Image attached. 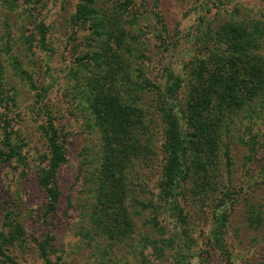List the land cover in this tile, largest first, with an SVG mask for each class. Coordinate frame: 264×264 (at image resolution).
Listing matches in <instances>:
<instances>
[{"label":"rangeland","instance_id":"obj_1","mask_svg":"<svg viewBox=\"0 0 264 264\" xmlns=\"http://www.w3.org/2000/svg\"><path fill=\"white\" fill-rule=\"evenodd\" d=\"M79 1L0 0V148L5 150L6 128L10 145L22 160L21 165L0 160V228L8 229L3 227L6 216L9 225L21 224L27 236L10 248L11 255L19 264H43L34 239L41 241L50 231L40 218L46 196L38 185L48 156L44 133L48 112L66 150V161L57 173L61 197L52 220V262L177 264L174 251L167 249L172 234L158 200L162 126L150 85L160 81L168 64L184 80L178 94L182 106L199 60L226 52V44L214 35L229 24L248 30L247 53L262 60L264 67V1L93 0L95 19L102 22L98 36L89 24L72 23ZM114 21L126 31L120 54L128 64L116 77L124 81L123 98L135 100L150 130V148L126 170L133 233L121 243H113L90 223L102 148L86 94L94 74L107 72L99 34L105 38ZM41 22L49 28L48 53L38 43ZM43 89L46 98L37 103L36 95ZM222 128L230 165L222 151L205 173L188 159V177L176 203L188 218V236L206 252L209 263L226 264L213 247L212 214L220 191L229 193L224 239L233 263L264 264V89L226 116ZM196 263L192 258L191 264Z\"/></svg>","mask_w":264,"mask_h":264},{"label":"trees","instance_id":"obj_2","mask_svg":"<svg viewBox=\"0 0 264 264\" xmlns=\"http://www.w3.org/2000/svg\"><path fill=\"white\" fill-rule=\"evenodd\" d=\"M92 1H79L72 23L76 26L89 24L98 36V31L101 30L99 24L102 22L95 19L96 11ZM199 7L194 9L200 10ZM118 25V22L114 21L105 38L103 34H99L100 41L103 42L100 51L106 62L107 72L94 74L90 80L92 82H88L90 90L86 94L90 114L101 134L102 148L96 172L90 223L113 243H121L133 233L130 212L126 206V170L133 159L144 155L150 148V133H147V130H150L144 122L141 109L134 104L135 100L129 102L123 98L121 87L124 81L116 77L128 67L120 54V51L124 50L126 31ZM257 28L254 27L255 30ZM224 29L216 31L214 36L216 40L226 44V52L216 54L215 58L199 60L192 72L193 81L187 100L182 106L178 101V94L184 80L168 64L163 68L164 73L160 81L150 85L157 95L156 107L162 126L161 151L164 160L160 167L158 200L172 234L168 238L167 249L174 251L177 264H191L192 258L197 259L196 264H210L206 252L188 236V218L176 203L181 193V185L188 177V159H192L195 168L205 173L207 164L215 162L219 151H222L226 164L230 165L227 146L222 140L224 118L240 110L264 89L262 60L247 53L250 47V34H246L247 29H239L231 24L226 25ZM48 30L46 23L39 24L38 43L45 53L49 52ZM210 38L213 37L210 35ZM111 41L115 48H112ZM46 94V89L37 93V103L44 100ZM45 120L44 133L48 156L45 166L40 170L38 185L46 196L40 218L50 227V231L41 241L34 239V243L43 264H54L50 256L55 241L52 220L60 202L61 191L57 173L66 161V150L61 132L57 130L54 118L48 115V112H45ZM2 144L5 150L0 148V160L14 161L21 165L20 154L10 145L6 128L3 129ZM220 194L212 214V242L219 255L225 257L226 264H234L224 239L230 207L226 201L229 193L220 191ZM231 199L235 198L232 196ZM6 217L3 227L8 229L3 231V228H0V264H19L11 255L10 248L21 243L27 235L21 224L11 221L13 224L9 225V216ZM252 217L258 218L251 215Z\"/></svg>","mask_w":264,"mask_h":264}]
</instances>
